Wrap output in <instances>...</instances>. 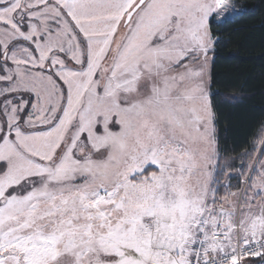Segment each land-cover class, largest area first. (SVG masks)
Masks as SVG:
<instances>
[{
	"label": "snow or ice",
	"instance_id": "6c2138e0",
	"mask_svg": "<svg viewBox=\"0 0 264 264\" xmlns=\"http://www.w3.org/2000/svg\"><path fill=\"white\" fill-rule=\"evenodd\" d=\"M229 10L0 0V264H264V131L217 179Z\"/></svg>",
	"mask_w": 264,
	"mask_h": 264
},
{
	"label": "trees",
	"instance_id": "16d2710c",
	"mask_svg": "<svg viewBox=\"0 0 264 264\" xmlns=\"http://www.w3.org/2000/svg\"><path fill=\"white\" fill-rule=\"evenodd\" d=\"M233 18L212 22L219 37L211 66L210 92L216 113L220 190L240 183L241 157L253 152L264 131V0H232ZM234 190V187H233Z\"/></svg>",
	"mask_w": 264,
	"mask_h": 264
},
{
	"label": "rangeland",
	"instance_id": "374dc122",
	"mask_svg": "<svg viewBox=\"0 0 264 264\" xmlns=\"http://www.w3.org/2000/svg\"><path fill=\"white\" fill-rule=\"evenodd\" d=\"M228 3L233 4L232 0H228ZM232 13H233V15H234V13H235L234 10H229V11L227 12V14H226L225 19L229 18V17L232 15ZM225 19H224V20H225ZM215 22L220 23V22H223V20H217V21H215ZM210 57H212V55H210ZM228 178H229V176L225 178V180H224V182H223V185H224L225 183H227Z\"/></svg>",
	"mask_w": 264,
	"mask_h": 264
},
{
	"label": "crops",
	"instance_id": "0c3cea01",
	"mask_svg": "<svg viewBox=\"0 0 264 264\" xmlns=\"http://www.w3.org/2000/svg\"><path fill=\"white\" fill-rule=\"evenodd\" d=\"M233 13H232V15L229 17V18H227V19H225V20H223V21H226V20H229V19H231V18H233ZM210 61H211V66H212V62H213V57H210Z\"/></svg>",
	"mask_w": 264,
	"mask_h": 264
}]
</instances>
